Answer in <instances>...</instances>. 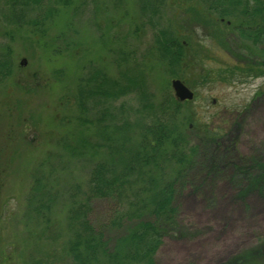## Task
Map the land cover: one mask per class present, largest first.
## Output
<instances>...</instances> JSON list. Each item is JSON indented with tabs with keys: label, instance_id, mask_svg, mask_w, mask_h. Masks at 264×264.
<instances>
[{
	"label": "rangeland",
	"instance_id": "374dc122",
	"mask_svg": "<svg viewBox=\"0 0 264 264\" xmlns=\"http://www.w3.org/2000/svg\"><path fill=\"white\" fill-rule=\"evenodd\" d=\"M51 1L44 0V8L38 11L30 6L21 9L17 4L13 8L9 0H0V60H8L13 69L12 76L0 83V264H70L65 250L70 234L62 203L70 193L79 192L81 198L89 189L90 172L88 158L72 152L82 151L94 141L93 119L98 113L104 115L111 132L116 124L143 122L139 111L146 99L158 114L163 94L174 98L170 83L175 78L171 69L166 70V60L159 64L155 53L146 56L153 45V29L138 13L136 0H85L84 6L75 0V14L73 8L65 13L70 28L49 24L41 47L32 22L43 15ZM182 1L186 2L163 0L159 6L162 22L155 19L156 29L169 26L172 13L182 15L186 8ZM141 25L136 33L135 28ZM233 37L224 49L197 31L193 43L198 41L208 56L189 49L180 66L173 67L175 71L181 67L186 86L194 93V99L181 108L195 125H186L191 143H197L194 135L199 129L214 125L221 138L216 146L210 145L209 152L217 154L225 173L208 182L207 148L202 147L204 153L198 156L199 165L189 175L190 182L176 187L177 232L163 239L156 264H264V198L256 189L241 195L238 181H229L232 164L253 167L255 161L264 162V78L240 81L233 76L221 82L217 77L234 65L230 53L238 54L241 60L243 54L251 53L257 64L263 63L264 35L257 46ZM79 39L82 48L78 60L60 59L64 46ZM117 58L124 61L117 64ZM23 60L26 65L21 66ZM62 62L69 68L66 77L63 69V76L55 72L63 67ZM93 67L109 77L107 88L99 87L106 89L108 97L115 92V79L125 86L122 75L136 78L135 91L111 106L102 100V94L92 96L96 106L90 107L87 101L88 111L83 115L73 99L69 105L60 104L63 93L74 97L77 83L92 74ZM70 73L75 81L66 83ZM80 117L87 123L80 125ZM36 179L40 180L37 197H43L49 211L45 213L48 223L37 220L31 211L29 217L26 215ZM120 208H126L124 200L89 202V223L109 245L123 233L110 226ZM31 230L36 238L31 237Z\"/></svg>",
	"mask_w": 264,
	"mask_h": 264
},
{
	"label": "trees",
	"instance_id": "16d2710c",
	"mask_svg": "<svg viewBox=\"0 0 264 264\" xmlns=\"http://www.w3.org/2000/svg\"><path fill=\"white\" fill-rule=\"evenodd\" d=\"M43 2L44 0H9L7 3L13 8L17 4L21 9L30 6L29 8L40 11L44 8ZM74 2L76 1L52 0V4L45 8L43 15L32 22L33 32L38 37L37 43L41 47V39L46 36L49 24L70 28L65 13L67 11L69 14V9L73 8L75 14L77 7L73 6ZM80 2L82 6L86 4L85 0ZM136 2L138 13L145 19L146 25L153 29V45L147 51L146 56L151 57V52H153L157 55L159 64L166 60L169 67L165 68L169 71L171 69V77L183 81L185 85L188 82L180 72L181 67L178 71L173 68L174 66L179 67L183 62L185 51L191 49L196 55L198 51H202L204 57L208 56L207 51H203L204 47L198 41L193 43L197 31L224 49L226 43L228 45L233 41L230 36L236 35L238 42L251 41L257 46L264 35V0L182 1L186 6L182 15L172 13L168 18L171 24L159 29L155 28L154 23L155 19L161 15L159 6L163 5V0H136ZM77 5L79 6V3ZM13 17L19 19V16ZM160 21L162 22L161 19ZM142 28L143 25L136 27L135 32H140ZM183 33L188 35L184 36ZM103 44L105 43H102V46ZM79 47H81L80 39L78 42L74 40L66 44L62 53L59 52L60 59L72 61L76 59L77 61L80 56ZM262 51L258 52L263 53ZM246 54L248 56L243 54L244 60H241L238 54L230 53L229 56L235 63L218 73L217 77L222 79L221 82H226L225 80L233 76H237L240 81L264 78V61L257 64L252 58L254 54ZM260 57L263 58V55ZM123 61L124 59L117 58L116 62L121 64ZM62 64L63 67L55 72L63 76V70H65L64 76L66 77L69 68L65 62ZM12 71L8 60L1 59L0 83L10 78ZM91 71H93L92 74L84 81L79 80L77 83L74 97L64 95V93L60 96V104L69 105L73 99L77 110L83 115L88 111L87 101L90 107L96 106L95 97L92 96L102 94L104 96L102 100L110 102L108 106H111L121 96L132 94L135 91L134 87L137 86L136 78L122 75L125 86L119 79L112 80L116 88L115 92L111 93L112 97H108L109 93L106 89L102 91L99 87L100 89L107 88L109 77L99 68L93 67ZM69 78L66 83L69 80L75 81L71 73ZM205 78L208 79V83L211 82L208 75ZM164 96L165 94L157 106L158 114L147 99L142 97L145 104L141 105L139 115L144 117V121L134 125L116 124L111 132L110 124L105 122V118L103 119L104 115L98 113L93 119L95 123V130L92 132L94 141L88 143L86 145L88 147L82 151L73 148L75 150L72 155L88 158L86 163L90 166V172L89 189L82 193L81 198L79 192L78 194L70 193L62 203L66 213V229L70 234L65 247L70 264H156L155 255L163 239L177 232L178 211L174 206L176 187L190 182L189 175L199 165L198 156L202 154V151L204 153L202 147L207 148L206 167L211 177L208 182L218 175L224 176V168L217 160V154L209 152V147L216 146L221 138L217 128L211 125V127L205 126L199 129L200 133L194 135L197 143H191L186 125L194 128L195 125L190 116H186L185 112L181 111L182 106L188 102L181 103L172 96ZM181 112L182 116H180ZM78 121L81 122L80 125L87 123L81 117ZM88 123L91 124L92 121ZM69 134L74 135L72 132ZM68 150L71 153L72 147ZM94 158L97 161H94ZM231 166L229 181L236 184L238 181V185L241 186V195L248 193L251 189H256L259 196L264 198L263 161H255L253 167L240 166V164L236 167L233 164ZM39 186L40 180L36 179L30 192L31 196L27 201L26 215L29 217L31 211L37 220L48 223L49 219L45 215L48 211L46 210L47 205L43 197L40 195L37 197ZM91 199H112L117 203L124 200L126 203V208L117 210L110 221L112 228H120L123 231L122 235L113 240L112 245H109V241L104 238L103 234L95 231L89 223L88 211ZM37 203L39 204L36 205ZM30 235L36 238L37 234L32 231Z\"/></svg>",
	"mask_w": 264,
	"mask_h": 264
},
{
	"label": "water",
	"instance_id": "95a60500",
	"mask_svg": "<svg viewBox=\"0 0 264 264\" xmlns=\"http://www.w3.org/2000/svg\"><path fill=\"white\" fill-rule=\"evenodd\" d=\"M21 66L26 65V62L23 60L20 63ZM174 98L178 102H190L194 99V93L190 90L184 82L179 79H173L170 83Z\"/></svg>",
	"mask_w": 264,
	"mask_h": 264
},
{
	"label": "flooded vegetation",
	"instance_id": "af4514ba",
	"mask_svg": "<svg viewBox=\"0 0 264 264\" xmlns=\"http://www.w3.org/2000/svg\"><path fill=\"white\" fill-rule=\"evenodd\" d=\"M100 97H104L103 95H100Z\"/></svg>",
	"mask_w": 264,
	"mask_h": 264
}]
</instances>
